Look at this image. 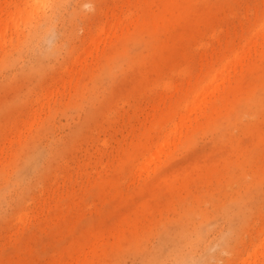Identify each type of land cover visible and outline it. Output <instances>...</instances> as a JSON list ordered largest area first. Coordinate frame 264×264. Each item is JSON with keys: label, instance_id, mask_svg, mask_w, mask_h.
<instances>
[{"label": "rangeland", "instance_id": "obj_1", "mask_svg": "<svg viewBox=\"0 0 264 264\" xmlns=\"http://www.w3.org/2000/svg\"><path fill=\"white\" fill-rule=\"evenodd\" d=\"M26 2L0 0V264H264V0Z\"/></svg>", "mask_w": 264, "mask_h": 264}, {"label": "bare ground", "instance_id": "obj_2", "mask_svg": "<svg viewBox=\"0 0 264 264\" xmlns=\"http://www.w3.org/2000/svg\"><path fill=\"white\" fill-rule=\"evenodd\" d=\"M38 1H39V0H27L26 5H27V6H32V4H33V5H36V4L38 3ZM15 19H16V18L13 17V18H12V21L15 20ZM2 26H3V25H2V21L0 20V29L3 28Z\"/></svg>", "mask_w": 264, "mask_h": 264}]
</instances>
